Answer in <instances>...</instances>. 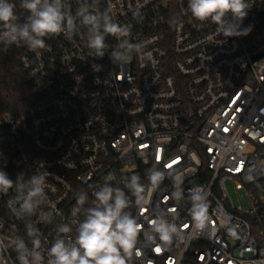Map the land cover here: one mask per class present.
I'll return each mask as SVG.
<instances>
[{"label": "built area", "instance_id": "2783aa9c", "mask_svg": "<svg viewBox=\"0 0 264 264\" xmlns=\"http://www.w3.org/2000/svg\"><path fill=\"white\" fill-rule=\"evenodd\" d=\"M12 2L23 22L28 13L20 0ZM68 2L74 13L78 0ZM187 2L91 5L97 12L110 9L141 48L123 66L110 59L117 38L106 36L105 55L96 57L86 46V27L70 39H46L45 50L12 45L41 97L24 112L0 111V161L13 180L21 172L24 179L44 172L47 196L35 214L18 219L16 190L0 194V264H19L16 240L31 249L33 236L47 264L51 244L61 235L74 239L83 219L71 215L78 191L89 193L85 207L91 206L92 192L113 172L112 186L132 200L124 182L137 174L147 185L150 170L166 171L165 178L149 188L143 208L129 209L144 228L138 244L144 260L264 264V0H250L242 27L252 31L239 37L196 21ZM193 188L209 205V224L201 231L192 228ZM174 189L180 192L175 200ZM153 213L183 232L167 250L146 246ZM64 223L71 233L58 232Z\"/></svg>", "mask_w": 264, "mask_h": 264}, {"label": "clouds", "instance_id": "9594fccd", "mask_svg": "<svg viewBox=\"0 0 264 264\" xmlns=\"http://www.w3.org/2000/svg\"><path fill=\"white\" fill-rule=\"evenodd\" d=\"M98 0H78V7L73 13L68 0H20V8L26 10L27 18L20 22L16 14V5L12 0H0V45L8 50L12 45L25 44L30 51L45 50L46 39L63 34L66 39L72 38L80 27L87 28V47L96 57L105 55L106 36L117 38V45L110 55L115 65L123 66L131 62L134 54L140 53L138 44L131 42V30L127 25L115 22L110 9L97 12L91 5ZM253 4L250 0H188L187 9L192 17L199 22L211 21L217 25V33L224 37L246 36L252 26L242 27L243 20L248 16ZM139 15V13H136ZM145 56L147 54L145 53ZM0 161V194L7 195L16 190L15 199L19 204L13 213L18 219L32 216L46 198L47 175L37 172L24 179V173H18L13 180L4 170ZM166 171L150 170L148 183H141L137 174H131L130 182L125 181L124 187L134 198L129 199L121 187H113L116 175L109 172L103 184L92 192L94 200L91 206L85 207L89 201V193L80 190L75 195V205L71 215H83L77 223L74 239L58 236L48 250L47 264H136L144 260V249L138 247L143 225L129 209L133 204L139 209L144 207L149 188H158L165 178ZM192 228L203 230L209 224V205L200 194L199 188L190 189ZM180 195L173 190L172 198ZM61 234L72 232L68 223L58 228ZM183 234L180 227L169 222L163 215L153 213L149 223L148 236L144 237L146 246L167 250L179 242ZM32 235V233H29ZM31 249L23 239H17L15 251L19 264H44V256L40 252V240L33 236ZM144 264H149L144 260ZM153 264V261H151Z\"/></svg>", "mask_w": 264, "mask_h": 264}, {"label": "trees", "instance_id": "16d2710c", "mask_svg": "<svg viewBox=\"0 0 264 264\" xmlns=\"http://www.w3.org/2000/svg\"><path fill=\"white\" fill-rule=\"evenodd\" d=\"M19 54L17 47L5 51L0 45V111L24 112L41 97L21 68Z\"/></svg>", "mask_w": 264, "mask_h": 264}, {"label": "water", "instance_id": "95a60500", "mask_svg": "<svg viewBox=\"0 0 264 264\" xmlns=\"http://www.w3.org/2000/svg\"><path fill=\"white\" fill-rule=\"evenodd\" d=\"M196 183H200V181L198 180V181H196Z\"/></svg>", "mask_w": 264, "mask_h": 264}, {"label": "rangeland", "instance_id": "374dc122", "mask_svg": "<svg viewBox=\"0 0 264 264\" xmlns=\"http://www.w3.org/2000/svg\"><path fill=\"white\" fill-rule=\"evenodd\" d=\"M241 193H242V192H241ZM242 194H243V193H242ZM242 194H241V195H242Z\"/></svg>", "mask_w": 264, "mask_h": 264}]
</instances>
